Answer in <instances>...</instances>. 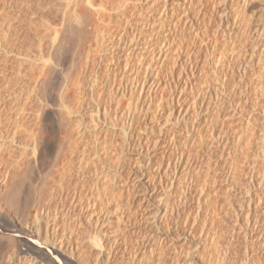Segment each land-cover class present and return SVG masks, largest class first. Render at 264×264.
Returning a JSON list of instances; mask_svg holds the SVG:
<instances>
[{"label":"bare ground","instance_id":"6f19581e","mask_svg":"<svg viewBox=\"0 0 264 264\" xmlns=\"http://www.w3.org/2000/svg\"><path fill=\"white\" fill-rule=\"evenodd\" d=\"M215 2L0 0V264H112L118 250L128 264H166L162 249L171 244L170 230L184 215L192 225L182 233L183 240L196 223L206 225V235L219 233L225 213L221 215L223 206L217 209L209 194L215 189L216 163L209 156L196 162L191 151L183 152L201 134L195 123L177 139L172 132L165 143L168 152L157 161L147 150L161 140L153 143L141 128L146 123L143 111L156 100L154 125L163 129L174 117L184 121L203 110L220 113L226 84L244 80L251 71L256 52L242 55L241 49L231 48L208 53L212 39L204 50L201 41L194 46L201 34L190 15L201 20ZM258 3L264 0H237L235 18L218 10L215 33L227 44L241 37L254 47L257 35L246 16ZM219 126L207 131L205 144L218 148L228 161L234 159L251 186L242 193L247 203L242 212L244 255L215 262L249 264L252 249L246 240L255 230L252 264H264V224L255 217L258 206L264 211V132L240 128L236 146L228 150L230 137ZM114 155L134 160L127 171L131 178L139 179L143 167H153L150 184L160 189L147 191L151 185L144 181V202L153 207L147 204L148 212L139 219L149 216L158 225H171L158 245L155 238L148 239L132 254L122 232L137 216L126 213L115 196H123L129 187L124 164L112 170ZM201 175L208 177L201 180ZM232 178L225 176L230 186L237 181ZM58 200L70 206L64 208ZM111 200L117 202L116 221L106 207ZM204 200L208 221L200 212ZM239 217L237 213V222ZM199 260L193 255L182 264H201Z\"/></svg>","mask_w":264,"mask_h":264},{"label":"rangeland","instance_id":"374dc122","mask_svg":"<svg viewBox=\"0 0 264 264\" xmlns=\"http://www.w3.org/2000/svg\"><path fill=\"white\" fill-rule=\"evenodd\" d=\"M236 5H237V0H216L213 6L211 5L209 7L208 5V7L210 8V9L207 8L209 13L207 11L208 14L206 13V15L208 16L205 15L204 18L202 17V19H205V22L207 21L206 23L209 22L208 24H206L204 20L202 21L203 22L202 24L201 23L202 19L200 20L201 17L200 18L197 17L199 15L195 13H192L190 15V18L193 21H195V30L196 31L199 30V33L201 34L199 39L195 38L196 41H194L195 47L198 48V46L200 45L199 47L200 51L204 50L203 45H205L208 41H211L212 39V43L210 44L209 49H206V52L208 53L213 52L215 54H220L224 51L226 52L231 48H235V49H241L242 55L244 54L248 55L252 51L256 52L257 54V57H255L253 61L251 71L244 78V80L235 78L226 84L225 89L223 91L224 96H226L225 104L223 108H221L220 113L217 112L207 113L206 110H203L198 115L196 114L192 115L191 113L190 115L186 116L184 121L181 119L178 120L176 117H174V119H172V121L168 123L169 128L163 129L160 127L161 126L160 123L158 125H154L155 122H157V118L155 120L153 118V115L156 112L155 106L158 100H156V103H150V106L146 107L145 110L143 111L144 115L146 116V123L143 124V127H141L142 133L150 137L153 140V143L155 139H157V137H159L161 140L159 144L155 146L150 144L149 149L147 150L149 155L153 157L152 158L153 161H157L162 153L168 152L165 148V143H168V139L171 137L172 132L175 134L177 139L178 137L187 134L191 128L190 124L192 122L195 123L194 128L195 130H199L201 136L197 135L199 136V137H195L197 140L194 138L196 140V143L193 146H191V148L183 147V152L189 153L191 151V155L196 162L205 161L206 158H208L209 156L211 158L210 159L211 162L216 163L212 168L213 171L212 175H215L213 177L215 178V181L213 182L215 183L213 184L215 186V189L214 187L211 188L212 190L210 189L211 192L209 194L211 195L213 202L215 201L214 204L217 209L220 206L221 207L223 206V208L221 209V215L222 212L226 214V218L224 214V216L223 215L221 216V220H219V224L220 223L222 224H220L219 227L220 231L218 234H215L212 231L211 233L206 235L205 234V229L207 228L206 225H202V224L199 225L196 223L193 224L194 230L188 235L186 234V238L185 240H183L184 236L182 235V233L186 232L187 229L190 228V225H192V222L190 221L191 219L190 218L186 219V216L184 215L181 223L179 222V224L177 225V228L170 230L169 243L171 244L167 245L168 247H164L163 248L164 250L162 249V252L165 254L167 258L166 264H182L185 258H189L193 255L200 259L199 261L201 264H219L215 262L219 258L222 259V257L225 258V257L233 256L235 258L241 259V257H243L244 255L243 243L245 241V236L243 234V228L245 225L244 223L245 220H244V216L242 215V212L245 211L247 207V203L243 201V199L246 198V196L245 197L242 196V193H244V188H248L251 185L248 186L246 180L247 175L245 173L243 174V171L241 172V170L235 168L234 162L235 163L237 162L234 159L229 160L231 162L230 163L226 159L227 156L226 157L225 155L223 156L218 148H216L215 146L207 145L205 144L206 142H204L206 139H209V133L207 131H210V129L213 127H217V126L220 127L219 125H222L224 131L230 137V140H227L229 146L228 150L229 149L232 150L236 146L235 140L237 141L238 139L237 137L241 136L239 135V133H241V129L243 132L245 128H248L247 130L249 131L253 129L252 130L253 132L254 131L257 132L259 131V129L262 128L261 131L264 132L263 129L264 118L262 119L263 117L262 115L264 114V48H262L261 46L262 43L264 42V20L262 21L260 20V17L264 19V3H258L255 9L252 12H249L248 15L246 16L253 20L252 32L254 31L253 33L254 34L256 33L255 36L257 35L256 37L257 40L254 43V47L251 46L250 42L247 39L241 37H237L232 42L227 44L224 36L215 33L216 31L215 22H216L218 10H221L219 11L218 14L225 13L229 15V18H231L230 16H233V18H235V16L237 15ZM207 17H209V20ZM210 19L212 25L210 24ZM203 25L206 27L203 28L204 27ZM202 29L204 30L209 29V30L204 31ZM203 34H205L206 36H203ZM190 36L193 35L190 34ZM190 36H189L190 38L189 40L192 41L193 37ZM197 41H201L202 44L198 42L199 45L197 46ZM181 54L184 55L185 51H182ZM179 69L180 68L177 67L176 70ZM212 73H213L212 70H208L207 74H212ZM172 82L173 81H171L170 84ZM166 83L167 82L165 81L164 78L163 79V85L165 84L164 92L165 93L167 92L166 94H169V90L167 86L168 84L166 85ZM262 89L263 92L261 91ZM255 100L259 102L256 103ZM165 102H167V100ZM168 105L169 104L167 103L166 105H164V107L168 108ZM176 105L178 106V104ZM230 106L236 108V111L231 110ZM160 111L161 109L158 110V113L155 115V117L161 113ZM165 113L167 114V112ZM163 117L164 116H162L161 118L162 122L164 121ZM247 122L249 124H247ZM166 135H168V137H166ZM235 135L237 136L235 137ZM173 141L175 142V138L173 139ZM232 141L234 142V144ZM228 162L231 164V166L228 165L229 164ZM121 163L124 164L125 172H126L125 175L126 177H124V181H126V184L129 188L127 193H125L123 196H120L119 194L115 196L116 198L121 200L122 204H120V206H122L125 209L126 213L137 217L136 220H133L128 224L123 225V228H125L123 230L124 232L121 231L123 235L122 236L123 240L119 239V242L123 243L122 241H124L125 246L128 248V250L130 249L132 254L133 251H136L141 246H144V244L146 245L148 239L152 240L155 238L153 242L156 245H158L159 237H162V235H164L166 231L171 229V225H166V224L158 225L154 223L151 220V218H149V216L147 217L143 216V218L139 219V215L148 212V207L146 206L147 204L150 206L149 207L150 209L151 207H153L150 203L151 201L149 203L144 202L145 201L144 192L146 191V187H145L146 183L144 181L149 179V184H150L151 175H152L151 172L153 171L152 170L153 167L152 168L148 166L143 167L144 173L141 174L140 178L138 179L133 177L131 178L130 173L127 172L128 169H130V167L134 163V160L132 158H124V160L122 161L121 158H119L117 155H114L111 158L112 170L118 168ZM242 167L244 169L247 168L246 165H242ZM228 168L233 169L234 171L229 170ZM231 171H233V173ZM235 171L237 172V174ZM226 174L227 175L230 174V176H232L234 179H237L234 186L228 185L227 181L225 180ZM235 175L236 178L234 177ZM203 176L201 175L200 177L201 180H203L204 177H208L206 175L204 177ZM188 180H190L189 177L187 181ZM232 181L234 182V180ZM152 185L150 186V189H148L147 191L152 189L154 190L160 189ZM59 202L61 201L58 200L56 204H58ZM62 202L60 203V205H63L62 207L65 208L70 206L68 202L64 200H62ZM206 204L207 202H205L204 200L202 211L200 210L203 221H205V219H207L208 221V217H209L208 204L207 205ZM106 207L108 209V213L111 216V220L116 221V217L113 214L116 211L117 202L114 203L111 200L109 203L106 204ZM257 209L258 210L256 214L254 213L255 217L257 216V219H260L264 224V211L262 210L263 206H258ZM237 213L240 214L238 222L236 221ZM203 227L204 229L202 230ZM133 229L140 230V232L133 231ZM256 234L257 233L255 232V230L251 231L249 234L250 240H246V244L248 245L249 249H252L250 253L251 254L250 259L247 260L249 264H252L254 262V257H252V252L254 251V248L257 247L255 245V243H257L256 242L257 238H255ZM213 239L215 240V242H213L214 241ZM147 249L148 251L150 250L149 247ZM120 254L121 252L120 250H118L116 253V260L115 262L113 261L112 264H128V262H126L127 260L124 259L123 256L122 258H120Z\"/></svg>","mask_w":264,"mask_h":264}]
</instances>
